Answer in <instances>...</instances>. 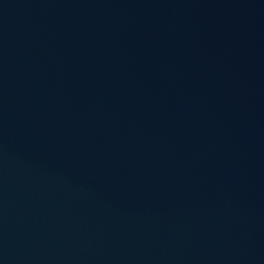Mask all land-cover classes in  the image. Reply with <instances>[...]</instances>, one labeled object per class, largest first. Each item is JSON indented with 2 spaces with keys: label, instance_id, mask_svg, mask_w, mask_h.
Instances as JSON below:
<instances>
[{
  "label": "water",
  "instance_id": "1",
  "mask_svg": "<svg viewBox=\"0 0 264 264\" xmlns=\"http://www.w3.org/2000/svg\"><path fill=\"white\" fill-rule=\"evenodd\" d=\"M0 264H264V0H0Z\"/></svg>",
  "mask_w": 264,
  "mask_h": 264
}]
</instances>
